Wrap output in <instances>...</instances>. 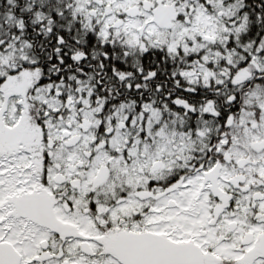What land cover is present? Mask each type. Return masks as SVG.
I'll return each mask as SVG.
<instances>
[{"label": "snow or ice", "instance_id": "obj_1", "mask_svg": "<svg viewBox=\"0 0 264 264\" xmlns=\"http://www.w3.org/2000/svg\"><path fill=\"white\" fill-rule=\"evenodd\" d=\"M0 264H264V0H0Z\"/></svg>", "mask_w": 264, "mask_h": 264}]
</instances>
